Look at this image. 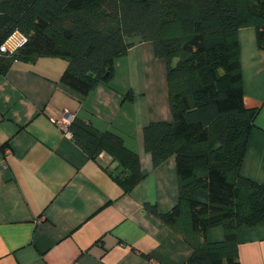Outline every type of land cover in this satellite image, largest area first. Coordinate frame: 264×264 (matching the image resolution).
I'll return each instance as SVG.
<instances>
[{"label": "crops", "instance_id": "0c3cea01", "mask_svg": "<svg viewBox=\"0 0 264 264\" xmlns=\"http://www.w3.org/2000/svg\"><path fill=\"white\" fill-rule=\"evenodd\" d=\"M264 1V0H262ZM244 104L259 107L242 175L264 183V48L252 26L238 30ZM61 57L15 60L0 74V264H185L190 245L146 213L177 202L174 156L153 166L143 126L170 120L166 65L138 41L115 58L107 83L83 94L60 79ZM120 135L136 152L142 180L124 192L111 156L93 159L55 120ZM222 226L206 230L222 240ZM240 264H264V224L242 226Z\"/></svg>", "mask_w": 264, "mask_h": 264}, {"label": "trees", "instance_id": "16d2710c", "mask_svg": "<svg viewBox=\"0 0 264 264\" xmlns=\"http://www.w3.org/2000/svg\"><path fill=\"white\" fill-rule=\"evenodd\" d=\"M252 26L264 48L262 0H0V43L13 30L26 42L0 56V74L17 60L61 57L60 79L86 94L113 76L116 57L149 41L166 65L171 119L143 126L153 166L174 156L176 204L167 212L145 202L147 214L191 247L185 264H240L242 226L264 224V183L241 174L259 107L244 104L238 30ZM71 137L95 159L110 154V170L130 192L144 177L139 156L120 135L69 124ZM224 237L208 241L206 230Z\"/></svg>", "mask_w": 264, "mask_h": 264}, {"label": "built area", "instance_id": "2783aa9c", "mask_svg": "<svg viewBox=\"0 0 264 264\" xmlns=\"http://www.w3.org/2000/svg\"><path fill=\"white\" fill-rule=\"evenodd\" d=\"M26 42V35L15 29L11 31L0 43V56L1 55H13L24 43ZM56 125H58L65 133L71 135V131L69 128V119L62 116L58 117L55 120Z\"/></svg>", "mask_w": 264, "mask_h": 264}]
</instances>
